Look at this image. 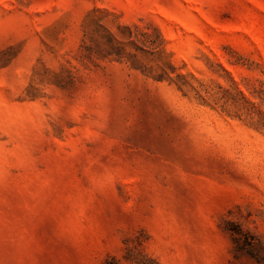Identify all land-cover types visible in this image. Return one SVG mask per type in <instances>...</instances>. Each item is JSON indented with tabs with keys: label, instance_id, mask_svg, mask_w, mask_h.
Listing matches in <instances>:
<instances>
[{
	"label": "rangeland",
	"instance_id": "374dc122",
	"mask_svg": "<svg viewBox=\"0 0 264 264\" xmlns=\"http://www.w3.org/2000/svg\"><path fill=\"white\" fill-rule=\"evenodd\" d=\"M230 229L264 257V0H0V264H261Z\"/></svg>",
	"mask_w": 264,
	"mask_h": 264
},
{
	"label": "trees",
	"instance_id": "16d2710c",
	"mask_svg": "<svg viewBox=\"0 0 264 264\" xmlns=\"http://www.w3.org/2000/svg\"><path fill=\"white\" fill-rule=\"evenodd\" d=\"M232 240L238 250H244L250 256L254 257L259 263L264 264V257L255 252L257 246H262V243L241 229H230ZM243 236V237H242ZM264 248V247H263ZM105 264H120L114 258L108 259Z\"/></svg>",
	"mask_w": 264,
	"mask_h": 264
}]
</instances>
